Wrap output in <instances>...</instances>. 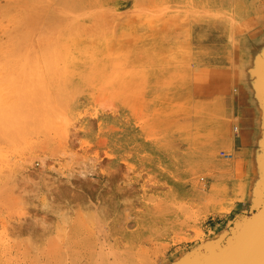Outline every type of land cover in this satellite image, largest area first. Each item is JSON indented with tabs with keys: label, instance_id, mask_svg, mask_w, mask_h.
<instances>
[{
	"label": "rangeland",
	"instance_id": "1",
	"mask_svg": "<svg viewBox=\"0 0 264 264\" xmlns=\"http://www.w3.org/2000/svg\"><path fill=\"white\" fill-rule=\"evenodd\" d=\"M263 91L264 0H0V264L221 241L258 202L233 97L259 96L264 140Z\"/></svg>",
	"mask_w": 264,
	"mask_h": 264
},
{
	"label": "water",
	"instance_id": "2",
	"mask_svg": "<svg viewBox=\"0 0 264 264\" xmlns=\"http://www.w3.org/2000/svg\"><path fill=\"white\" fill-rule=\"evenodd\" d=\"M261 97L264 103V91ZM257 196V204L234 220L221 241L198 247L179 264H264V180Z\"/></svg>",
	"mask_w": 264,
	"mask_h": 264
},
{
	"label": "crops",
	"instance_id": "3",
	"mask_svg": "<svg viewBox=\"0 0 264 264\" xmlns=\"http://www.w3.org/2000/svg\"><path fill=\"white\" fill-rule=\"evenodd\" d=\"M257 99L259 96L256 94L245 95V93L242 96L233 97L235 108L237 101L238 118L241 120L240 129L242 130L241 146L236 151L239 154V161L235 160L233 175L243 177V180L240 179L239 185L240 196L244 193L247 197H252L258 191V177L261 171L264 172V156L260 155V147L264 144V140L261 138L263 115L262 106ZM228 102L230 103V101ZM229 172L231 174V170ZM231 195L235 196V192L232 191Z\"/></svg>",
	"mask_w": 264,
	"mask_h": 264
},
{
	"label": "bare ground",
	"instance_id": "4",
	"mask_svg": "<svg viewBox=\"0 0 264 264\" xmlns=\"http://www.w3.org/2000/svg\"><path fill=\"white\" fill-rule=\"evenodd\" d=\"M60 8V7H59ZM65 11V10H64ZM50 14V13H49ZM74 14V13H73ZM59 42V41H58ZM7 44V43H6ZM3 49V48H2ZM47 103V102H46ZM42 110H45V112L47 111L46 109H42ZM52 111V110H51ZM47 113V112H46ZM52 113V112H51ZM2 114V113H1ZM43 114V113H42ZM46 115V114H45ZM52 115V114H51ZM57 115V114H56ZM55 115L53 114V117H54ZM58 116V115H57ZM57 118V117H56ZM9 119V118H8ZM43 121V120H42ZM52 121H53V118H52ZM44 122V121H43ZM47 122V121H46ZM44 124H45V122H44ZM46 124H48V123H46ZM3 126H4V123H3ZM46 126V125H45ZM10 127V126H9ZM2 128V127H1ZM0 128V129H1ZM8 129V128H7ZM2 130V129H1ZM17 130H19L18 128H17ZM17 130L15 129V131L17 132ZM48 130V129H47ZM49 131V130H48ZM20 131H18V133H19ZM9 135V134H8ZM16 137V136H15ZM22 168H24V167H22ZM79 171V170H78ZM74 174V173H73ZM80 175V174H79ZM23 176V175H22ZM75 177V176H74ZM85 177V176H84ZM20 178V177H19ZM86 179V178H85ZM26 180H28V179H26ZM27 182V181H26ZM28 183V182H27ZM18 184V183H17ZM23 183H21V185H22ZM25 184V183H24ZM260 184L261 183H259V186H260ZM66 186V185H65ZM38 187H40V186H38ZM54 187V186H53ZM59 187V186H58ZM61 187V186H60ZM69 188V187H68ZM130 188V187H129ZM25 189H26V187H25ZM46 189V188H45ZM49 189H52V192L55 190V188H54V190H53V188H49ZM47 190H48V188H47ZM57 190V189H56ZM44 192V191H43ZM58 192V191H57ZM76 192H78V191H76ZM55 193V192H54ZM59 193V192H58ZM46 194V193H45ZM82 194V193H81ZM76 195H77V193H76ZM73 196V195H72ZM82 196V195H81ZM80 196V197H81ZM84 196V195H83ZM75 197V196H74ZM79 197V198H80ZM85 197V196H84ZM43 198H44V194H43ZM52 198H53V196H52ZM73 198V197H72ZM61 199H62V197H61ZM77 200V199H76ZM75 201V200H74ZM207 201V200H206ZM59 202V201H58ZM76 202V201H75ZM78 202H79V200H78ZM160 202V201H159ZM49 203V202H48ZM63 203V202H62ZM256 203V202H255ZM72 204V203H71ZM158 204V203H157ZM59 205V204H58ZM77 205V204H76ZM89 205V204H88ZM156 205V204H155ZM92 206V205H91ZM69 207V206H68ZM89 208H90V206H88ZM64 208V207H63ZM70 208L72 209V207L70 206ZM93 208V207H92ZM96 208V207H95ZM100 208V207H99ZM101 208H103L102 207V205H101ZM106 208H107V206H106ZM86 209V208H85ZM81 210V209H80ZM99 210V209H98ZM229 210V209H228ZM67 211V210H66ZM88 211V210H87ZM104 211H105V209H104ZM101 213V212H100ZM240 216V215H239ZM101 217V216H100ZM102 220V219H101ZM103 221V220H102ZM28 223V222H27ZM95 223H96V221H95ZM27 225V224H26ZM91 225V224H90ZM14 226V225H13ZM16 226V225H15ZM98 226V225H97ZM25 227H27V226H25ZM93 227V226H92ZM99 227V226H98ZM64 229V228H63ZM62 229V230H63ZM90 229V228H89ZM233 229V228H232ZM17 230V229H16ZM23 230V229H22ZM91 230V229H90ZM236 229H234V231H235ZM35 231V230H34ZM94 231V230H93ZM12 232V231H11ZM32 232V231H31ZM58 233L60 232V231H57ZM65 233V232H64ZM91 233H92V231H91ZM5 234H6V232H5ZM12 234V233H11ZM26 234V233H25ZM57 238H60V237H58V236H56ZM55 237V238H56ZM8 238V237H7ZM36 238V237H35ZM56 238V239H57ZM9 239V238H8ZM34 239V238H33ZM53 241H54V238H53ZM57 242H58V240H56ZM62 241V240H61ZM6 242V241H5ZM56 242V243H57ZM104 242V241H103ZM48 243V242H47ZM217 243V242H216ZM50 244V243H49ZM49 244H47V245H49ZM59 244V243H58ZM21 245V244H20ZM55 245H57V244H55ZM55 245H54V247H55ZM59 246V245H58ZM65 246V245H64ZM47 247H50V246H47ZM60 247V246H59ZM51 248V247H50ZM65 248V247H64ZM66 248H67V245H66ZM85 248V247H84ZM198 248V247H197ZM196 248V249H197ZM17 249V248H16ZM47 249H49V248H47ZM46 249V250H47ZM75 250V249H74ZM100 250H102V249H100ZM44 251V250H43ZM184 259V258H183ZM100 260V259H99ZM100 262H101V260H100Z\"/></svg>",
	"mask_w": 264,
	"mask_h": 264
}]
</instances>
